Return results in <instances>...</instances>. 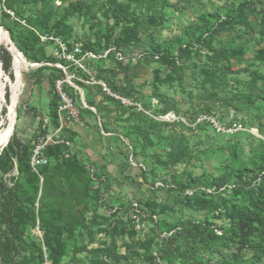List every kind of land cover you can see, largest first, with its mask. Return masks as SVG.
<instances>
[{
    "label": "rangeland",
    "instance_id": "obj_1",
    "mask_svg": "<svg viewBox=\"0 0 264 264\" xmlns=\"http://www.w3.org/2000/svg\"><path fill=\"white\" fill-rule=\"evenodd\" d=\"M72 1L82 10L59 26ZM120 3L128 14L117 20ZM0 24L23 49L11 36L9 71L0 60L2 128L14 109L9 141L33 143L50 115L53 70L35 65L52 55L47 31L125 50L126 61L105 60L102 73L141 104L86 93L95 126L115 137L129 171L121 186L109 178L101 186L89 165L54 152L36 172L9 141L0 150V264H264V225H245L236 212L264 190V0H0ZM146 49L162 58L140 56ZM17 53L27 66L17 69ZM210 110L244 130L218 135L193 124ZM58 231L61 252L47 246Z\"/></svg>",
    "mask_w": 264,
    "mask_h": 264
},
{
    "label": "built area",
    "instance_id": "obj_2",
    "mask_svg": "<svg viewBox=\"0 0 264 264\" xmlns=\"http://www.w3.org/2000/svg\"><path fill=\"white\" fill-rule=\"evenodd\" d=\"M15 16L13 11L10 12ZM41 41L52 48L51 59L36 62L35 65L49 66L57 71L58 76L54 79L53 92L57 95V120L55 124L51 116L44 118L40 132L37 133L31 146L30 165L33 171L38 172L39 168L49 162L47 154L51 145H62L67 147L66 156L72 155L71 147L73 139L68 133V125L71 123L82 124L84 119L83 111L95 108L90 106L85 99L86 87H98L105 95L120 101L126 107H141V104L134 99L121 95L113 90L109 82L98 76L99 67L104 60L108 61L111 54L118 61H126V51L111 45L102 52L94 51L80 42H71L54 31L46 32L41 36ZM146 56V52L140 54ZM158 57V55L156 56ZM141 58V57H140ZM73 93L76 97L73 96ZM78 97V98H77ZM175 116V115H174ZM167 120L172 121V115H166ZM193 124L199 126L207 124L219 135H234L244 130V123L241 119L231 116L230 120L222 118L216 112H200L195 115ZM110 134V133H108ZM93 178L102 186L105 185L104 177L95 175L96 169L91 168ZM102 176V175H101ZM118 207H114L117 210Z\"/></svg>",
    "mask_w": 264,
    "mask_h": 264
},
{
    "label": "trees",
    "instance_id": "obj_3",
    "mask_svg": "<svg viewBox=\"0 0 264 264\" xmlns=\"http://www.w3.org/2000/svg\"><path fill=\"white\" fill-rule=\"evenodd\" d=\"M83 5H84V2L83 1H72L65 8L64 14L59 19V21H58L59 26L60 25H63L70 16H72L76 12H80L82 10V8H83ZM112 14H113V16H115L117 18V20H120V19H122V18H124V17L127 16V14H128V8L124 4L120 3V4L116 5V6H114V8L112 10ZM3 26H4V24H3ZM7 29H9V28L7 27ZM47 32H52V31H47ZM54 32L56 34H58V35L63 36L66 40H68L64 35H62V33L57 32V31H54ZM10 33H11V36L13 37L14 41L17 43L18 47L20 48V50L23 51L22 44L19 41L16 40V37L14 36V34L12 32H10ZM111 45H113V44H108V45H106V47L104 49H101V50H97L95 48H92V47H89V46H86V45L85 46L88 47V48H90V49H92V50H94V51L102 52L105 49H107L108 47H110ZM204 45H206V48L209 49L210 46H211V42L210 43L207 42ZM113 46H116V45H113ZM117 48L118 49H122L121 47L120 48L117 47ZM148 50L149 49H146L145 50L146 55H148V53H149V54H151V56L153 58H156V59L162 58V52H160V51L154 52L151 49L148 52ZM233 50H237V49H233ZM198 51H199V49H198ZM157 55H158V57H156ZM12 58H13L12 53L8 50V48H6L5 46L2 45L0 47V60L2 62V67H3V69L5 71H9V69H10V67L12 65ZM111 58H114L115 59V57H114L113 54L110 55L109 59H111ZM49 59H51V57ZM45 60H48V59H45ZM45 60H41V61H37V62H42V61H45ZM103 62H102V64H103ZM118 62L123 63V61H118ZM102 64L99 67L98 76L101 77V78L106 79L109 82V84L112 87V89L118 92V89H116V88L113 87V85L111 84V82L109 81V79L106 78V77H104V75L102 73V69H101L102 68ZM52 74H53V76H52V84L54 86V79L58 76V73H57V71H54L53 70L52 71ZM39 82H40V79L37 81V83H39ZM87 88H90V87H86V89ZM96 88L99 89L98 87H96ZM6 96H7V99H9L8 92H7ZM108 98L109 99H112V100H115V99H113V98H111L109 96H108ZM57 100H58V97L53 92V97L51 98L49 105H50V116H51V118H52V120H53V122L55 124L58 123V120H57ZM116 101H118V100H116ZM118 102L120 103V101H118ZM252 102H254L253 99L250 100V103H252ZM201 112H215V111L210 110V111H201ZM199 126H206V127H209L211 129V127L209 125H207V124H202V125H199ZM8 147L15 148L18 161L21 162V161H24L25 160V162H24L25 166L26 167H29L31 169V165H30L31 146L29 144H26L25 142L20 141V139H18L17 135L15 134L13 136V138L9 141ZM66 148L67 147L62 146V145H51V146H49L48 151H47L49 160H50V156L54 152V153H56V155H58V158L62 159V161L68 162L69 160H74V161L77 160V161L81 162L77 158L76 155H73L72 154L70 156H66V154H65ZM78 166L80 167L81 165L78 164ZM44 167H46V165L45 166H42L40 169H43ZM95 175L97 177H104V175H102L101 173H98V172L95 173ZM91 176H92L91 178L96 181V179L93 178V175L92 174H91ZM104 178H105V182L104 183H107L106 177H104ZM20 212L25 217H28L29 216L27 210L24 209V208L20 209ZM236 212L238 213V216L240 217V220L245 225H248L249 226V225H251L254 222H258V223L264 225V190H261L259 193L255 194V195L248 196V202L245 203V204H243V205H241L240 207H238L237 210H236ZM47 246L52 251L61 252V250H62V243H61V235H60L59 231L58 232H55V234L52 236V238H49L48 239Z\"/></svg>",
    "mask_w": 264,
    "mask_h": 264
},
{
    "label": "crops",
    "instance_id": "obj_4",
    "mask_svg": "<svg viewBox=\"0 0 264 264\" xmlns=\"http://www.w3.org/2000/svg\"><path fill=\"white\" fill-rule=\"evenodd\" d=\"M30 82L33 80L31 79ZM96 91L97 88H87L88 99L92 100ZM83 114L82 124L71 123L68 125L67 134L71 135L73 139L72 154L76 155L82 163L89 165L90 168L97 169V172L104 175L106 179L115 181L118 186L128 182L120 172L124 171L123 174L125 175L129 171L122 164L121 155L116 154L115 148H112L116 145L115 137L99 132L95 126V118L87 110L83 111ZM25 143L30 145L32 141Z\"/></svg>",
    "mask_w": 264,
    "mask_h": 264
},
{
    "label": "bare ground",
    "instance_id": "obj_5",
    "mask_svg": "<svg viewBox=\"0 0 264 264\" xmlns=\"http://www.w3.org/2000/svg\"><path fill=\"white\" fill-rule=\"evenodd\" d=\"M2 41H8L10 43V38H9V34L4 32L0 26V43ZM14 48H16V47L12 44L13 53H14ZM15 63H16L17 69H20V68H23L24 66H27L25 58L22 57V55L20 53L16 54ZM20 83H21V76H20V73H18L17 74V92L18 93H19V89H20ZM2 99H3V95L1 93L0 100H2ZM13 125H14V109L12 108L10 113H9V116H8L7 125L4 128H2L1 124H0V150L2 149V147H5L6 144L8 143V141L11 137L12 130H13Z\"/></svg>",
    "mask_w": 264,
    "mask_h": 264
},
{
    "label": "water",
    "instance_id": "obj_6",
    "mask_svg": "<svg viewBox=\"0 0 264 264\" xmlns=\"http://www.w3.org/2000/svg\"><path fill=\"white\" fill-rule=\"evenodd\" d=\"M0 26L1 27H3L1 24H0ZM4 28V27H3ZM5 31L9 34V32L5 29ZM9 38H10V43L11 44H13L15 47H16V45L13 43V41H12V38H11V36L9 35ZM17 48V47H16ZM18 49V48H17ZM8 50L12 53V55H13V57H14V53H13V51H12V49H11V45L8 47ZM3 69V68H2ZM4 71V70H3ZM2 149H3V147H2Z\"/></svg>",
    "mask_w": 264,
    "mask_h": 264
}]
</instances>
